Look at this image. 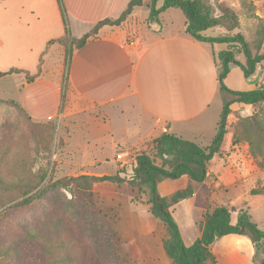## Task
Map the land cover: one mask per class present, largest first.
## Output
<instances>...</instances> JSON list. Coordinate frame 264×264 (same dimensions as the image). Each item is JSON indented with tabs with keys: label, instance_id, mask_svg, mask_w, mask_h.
I'll return each mask as SVG.
<instances>
[{
	"label": "rangeland",
	"instance_id": "1",
	"mask_svg": "<svg viewBox=\"0 0 264 264\" xmlns=\"http://www.w3.org/2000/svg\"><path fill=\"white\" fill-rule=\"evenodd\" d=\"M205 1L213 6L216 1L224 3L238 18V28L233 31L218 25L207 29L206 35L239 32L253 51L264 53V40L257 33L258 26L264 23V0ZM148 3L144 0L118 25L128 28L125 41L133 36L150 41L181 29L184 16L179 9H169L152 22ZM121 11L110 18L118 17ZM66 30L73 36L76 33L68 26L60 0H0V72L17 68L30 75L41 74L54 81L60 91L57 114L49 119H33L17 102L20 84L29 80L26 73L0 77V177L7 181L0 187V250L8 249L9 254L0 256V264H45L51 259L54 264H172L162 247L166 229L149 212L145 189L102 181L86 190L70 179L114 174L136 153H151L152 139L129 150L122 143L93 144V138L86 134L85 114L100 109L91 108L71 92L67 47L57 42L47 44ZM224 47L208 44L215 54ZM236 58L244 61L240 53ZM237 73L235 66L231 77ZM250 78H255L258 87H264V61L256 65ZM217 105L215 101L213 108ZM128 118L126 130L131 136L137 129L131 126L133 118ZM254 120L264 125V102L231 105L220 155L208 163L210 176L197 185L191 184L195 196L180 205L182 213L197 214L199 207L207 205L206 212L225 203L237 209L230 202L236 199L243 201L241 206L247 207L250 217L264 228V137L246 133ZM233 138L238 141L234 143ZM202 139L203 144L209 141L208 137ZM117 153L123 161L116 159ZM52 183L56 186L42 197L20 204L31 193ZM31 185L36 187L24 194ZM187 185L185 177L168 179L158 184V190L170 196ZM252 189L258 193L251 194ZM260 256L264 257V245Z\"/></svg>",
	"mask_w": 264,
	"mask_h": 264
},
{
	"label": "crops",
	"instance_id": "2",
	"mask_svg": "<svg viewBox=\"0 0 264 264\" xmlns=\"http://www.w3.org/2000/svg\"><path fill=\"white\" fill-rule=\"evenodd\" d=\"M128 1L60 0L68 26L73 27L77 37L96 21L115 17ZM184 22L180 30L150 41L133 36L134 39H128L133 40L132 45L125 41L128 28L101 27L95 37L71 52L67 65L71 92L91 108L100 109L85 114L86 134L93 138L94 145L108 141L111 145L122 143L129 150L165 131L202 145L209 144L222 110L218 66L209 43L190 37ZM235 66L230 65L224 79L226 86L234 90L255 88V78H245L238 66V73L231 77ZM19 88L17 102L28 116L42 120L57 114L60 91L54 81L40 74L22 82ZM215 101L217 108H213ZM128 117L133 118L131 126L137 129L131 136L126 130ZM203 137L209 138L208 143L203 144ZM209 176L207 169L205 179ZM194 196L195 190L192 196L171 206L186 245L200 236V221L207 208V205L199 207L197 214L182 213L180 205ZM235 200L230 201L232 206L243 207V201ZM250 218L264 230L263 225ZM235 221L236 212H232L231 222ZM263 245L260 242L256 246L247 235L229 233L215 239L209 248L215 264H259L264 260L260 256Z\"/></svg>",
	"mask_w": 264,
	"mask_h": 264
},
{
	"label": "trees",
	"instance_id": "3",
	"mask_svg": "<svg viewBox=\"0 0 264 264\" xmlns=\"http://www.w3.org/2000/svg\"><path fill=\"white\" fill-rule=\"evenodd\" d=\"M149 0V20L157 21L161 12L169 8L179 9L184 16V26L186 33L194 40L209 44H224L225 47L214 53V62L218 66V89L222 101V110L217 122L216 131L209 144L202 145L193 140L183 139L171 132H162L152 138L148 151L136 153L133 160L115 171L111 175L89 176L80 175L70 178L77 183L80 188L89 190L95 182L107 181L115 184L127 183L131 187L139 190L145 189L148 196L149 212L159 219L166 229L167 236L162 241V247L172 264H215V258L209 248L210 244L217 238L229 234L247 235L250 240L258 246L264 242V230L251 220L247 207L237 209L229 208L225 205H217L204 212L200 221L201 234L191 244L186 245L181 237L178 225L172 215L171 206L178 201L192 196L191 184L201 183L207 175L208 163L221 152L222 142L227 133V117L231 113V105L239 103L243 105H257L264 102V87H255L250 90H234L226 86L224 79L229 72L230 65L240 68L245 78L250 77L255 71L256 65L264 61V53L253 51L251 46L239 32L223 35L209 36L204 31L215 26H222L230 32L238 28V18L234 10L222 2L216 1L214 6L205 0ZM144 0H129L125 8L118 17H105L98 20L94 26L81 36H73L68 30L56 39H51L47 44L53 42L66 46L68 54L75 48H79L86 41L96 36L98 30L104 25H120L132 11L143 5ZM218 9V13H216ZM261 41L264 40V23L257 28ZM234 48H237L236 51ZM242 54L244 61L236 58V54ZM26 73V78L34 79L36 76L30 75L28 71L11 68L8 71L0 72V77L12 73ZM246 133L255 135L257 138L264 137V125L256 120L248 127ZM238 138H233L237 142ZM153 151V153H152ZM158 160V161H157ZM181 177L187 179L188 185L177 189L170 196L160 194L158 184L164 180H175ZM7 181L0 177V187ZM57 183V181H56ZM56 183L43 186L37 192H33L24 198L20 204L29 203L33 199H38L56 186ZM61 185L64 183L58 181ZM12 184H7L11 186ZM67 185V184H64ZM36 185H31L24 191L26 194L33 190ZM251 194L258 193L255 189ZM236 212V221L231 222V213ZM28 234V233H27ZM9 256L8 249L0 250V256ZM51 259L45 264H54ZM264 264V260L259 262Z\"/></svg>",
	"mask_w": 264,
	"mask_h": 264
},
{
	"label": "built area",
	"instance_id": "4",
	"mask_svg": "<svg viewBox=\"0 0 264 264\" xmlns=\"http://www.w3.org/2000/svg\"><path fill=\"white\" fill-rule=\"evenodd\" d=\"M126 43H127V45H132L133 40H128ZM116 159H117L118 161H123V156H122L121 154L117 153V155H116Z\"/></svg>",
	"mask_w": 264,
	"mask_h": 264
}]
</instances>
